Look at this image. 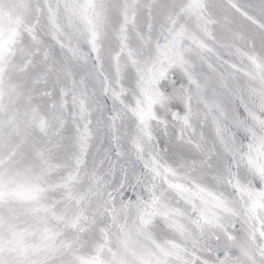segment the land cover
<instances>
[{
  "label": "snow or ice",
  "instance_id": "snow-or-ice-1",
  "mask_svg": "<svg viewBox=\"0 0 264 264\" xmlns=\"http://www.w3.org/2000/svg\"><path fill=\"white\" fill-rule=\"evenodd\" d=\"M0 264H264V0H0Z\"/></svg>",
  "mask_w": 264,
  "mask_h": 264
}]
</instances>
